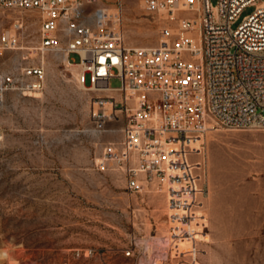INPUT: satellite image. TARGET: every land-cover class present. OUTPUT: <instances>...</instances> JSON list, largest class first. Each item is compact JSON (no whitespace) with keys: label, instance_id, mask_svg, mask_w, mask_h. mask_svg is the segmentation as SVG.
Returning <instances> with one entry per match:
<instances>
[{"label":"rangeland","instance_id":"1","mask_svg":"<svg viewBox=\"0 0 264 264\" xmlns=\"http://www.w3.org/2000/svg\"><path fill=\"white\" fill-rule=\"evenodd\" d=\"M117 1L98 5L117 18ZM120 2L117 28L125 43L156 44L159 20L139 0ZM253 10L246 6L232 28ZM16 20L22 22L18 48L0 53L5 72L26 61L23 47L27 61L38 58L29 56L39 40L35 10L0 7V39ZM65 57L47 54L43 89L7 92L0 105V264H139L147 254L140 239H164L168 224L173 240L149 264H264V129H211L195 143L202 144L191 155L201 162L202 191L191 211L192 241L179 234L185 222L173 215L182 208L168 207L164 184L128 193L119 165L102 160L104 146L121 139L120 124L95 128L93 98L104 93L79 87ZM119 85L118 78L109 80L110 87Z\"/></svg>","mask_w":264,"mask_h":264},{"label":"built area","instance_id":"2","mask_svg":"<svg viewBox=\"0 0 264 264\" xmlns=\"http://www.w3.org/2000/svg\"><path fill=\"white\" fill-rule=\"evenodd\" d=\"M99 1L0 0V7L40 16L39 40L29 51L38 58L27 61L25 53L18 68L0 70V105L7 92L42 90L45 56L63 53L81 67L88 90L104 93L93 98L95 128L120 124L121 139L104 146L102 160L119 165L128 193H140L154 181L166 184L168 207L183 205V218L192 219L202 190L201 162L191 155L200 154L202 144L191 143L211 129H264V0H139L160 22L154 46L126 44L117 28L120 0L114 22ZM246 6L254 10L232 28ZM21 27L16 20L14 32L2 35L0 53L15 50ZM111 78L120 85L110 87ZM186 230L181 227L179 234ZM189 248L195 260L194 245Z\"/></svg>","mask_w":264,"mask_h":264},{"label":"bare ground","instance_id":"3","mask_svg":"<svg viewBox=\"0 0 264 264\" xmlns=\"http://www.w3.org/2000/svg\"><path fill=\"white\" fill-rule=\"evenodd\" d=\"M102 4V3H101ZM105 11H106V13L108 14V13H110V12H112V9L111 8H106L105 7ZM116 20V18H112V21L114 22ZM127 32V31H126ZM28 34V33H27ZM29 35V34H28ZM130 35V34H129ZM131 35H134V34H131ZM31 41V40H30ZM29 42V41H28ZM129 46H131L130 44H128ZM155 45V44H154ZM154 45H151V46H154ZM18 48V46L15 48V49H17ZM27 52H28V49L26 48V47H23ZM25 51V52H26ZM26 52V53H27ZM25 54V53H24ZM57 55V54H56ZM29 56H33V53L32 52H30L29 53ZM58 56V55H57ZM59 57V56H58ZM58 57H57V59H58ZM64 60H65V62L67 63V65H69V66H72V67H70V68H72L71 69V71H72V74H73V77H75V79L77 80V83L79 84V87H82L83 88V90L84 89H86V90H88V88L86 87V85L85 84H83L82 83V80H81V75H82V70H81V67L78 65V64H74V63H72V62H70V61H68L67 59H66V57L64 58ZM63 61V60H62ZM52 63V62H51ZM50 65V64H49ZM52 67V66H51ZM50 68V67H49ZM77 68L79 69V71L77 70ZM50 70V69H49ZM70 71V72H71ZM52 72V71H51ZM51 74H53V73H51ZM53 76V75H52ZM72 76V75H71ZM71 80V79H70ZM75 82V81H74ZM100 93V92H99ZM200 140L201 139H198V140H196V141H194L193 143H191L192 144V146H194V148H196V147H198V146H195V143L196 142H200ZM164 185H166V184H164ZM160 191V190H159ZM150 192V191H149ZM161 192H162V190H161ZM164 192V191H163ZM162 199V198H161ZM174 209H176V210H179V208H182V211H177V212H175L174 213V215H173V218H174V221H176V220H181V221H184L185 222V225H184V228L185 229H187L186 230V232H187V234H184V237L185 238H187V239H190V240H192L193 241V238L190 236V234H189V231H188V227H189V224H190V219H184L183 217H185L184 216V210H185V207L183 206V205H179V207H173ZM187 212V211H186ZM166 232V231H165ZM167 236L164 238V239H162L161 237H159L158 235H156V236H151V235H149V236H146V237H144L143 236V238L142 239H140V242L142 243V245L144 246V248H145V251H146V258H140L139 259V261H138V263L139 264H149V263H152L153 261H157L161 256L159 255V254H154V251H163L167 246H169V243L173 240V238H172V233H173V226H172V224H168V229H167ZM147 235V234H146ZM163 237V236H162ZM181 239H183L182 237H181ZM139 242V241H138ZM193 247V246H192Z\"/></svg>","mask_w":264,"mask_h":264}]
</instances>
